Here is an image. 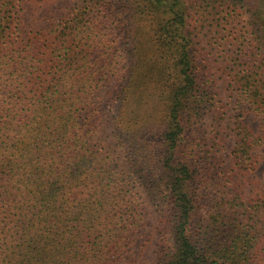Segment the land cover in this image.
<instances>
[{
    "label": "trees",
    "instance_id": "obj_1",
    "mask_svg": "<svg viewBox=\"0 0 264 264\" xmlns=\"http://www.w3.org/2000/svg\"><path fill=\"white\" fill-rule=\"evenodd\" d=\"M132 1L139 29L78 0L27 30L0 0V264H122L155 205L153 264H264L261 139L245 121L264 119V44L242 36L212 65L196 30L231 1Z\"/></svg>",
    "mask_w": 264,
    "mask_h": 264
},
{
    "label": "rangeland",
    "instance_id": "obj_2",
    "mask_svg": "<svg viewBox=\"0 0 264 264\" xmlns=\"http://www.w3.org/2000/svg\"><path fill=\"white\" fill-rule=\"evenodd\" d=\"M78 0H18V16L20 18L22 27L25 29H47L53 26L60 17L66 13L69 8L74 5ZM111 3L115 9L121 13V17L127 19L125 26L134 27L139 29L144 27L145 23L140 20L145 16V13L137 8L132 0H105ZM233 6L228 8L225 12H231L220 20H217V27L202 28L198 27V36L195 39L199 47L205 53L202 55V59L206 58L210 61V64H218V61H224L228 63L230 55L234 47L231 45L237 43V40L242 36L248 38L246 41L250 43L249 46L253 47L258 42L257 37H260L259 44H264V0H229ZM235 3V4H234ZM237 3V4H236ZM156 6V5H155ZM159 8V4L157 3ZM222 11L224 9L221 8ZM228 17V19H227ZM208 21H213L212 16H207ZM218 18V16L216 17ZM200 23V22H199ZM200 29V30H199ZM125 30L126 36L122 39L126 47L135 43L137 39L130 37ZM211 31V32H210ZM124 35V34H123ZM129 38H128V37ZM131 38V39H130ZM245 39V38H244ZM243 39V40H244ZM246 40V39H245ZM217 43L220 46H217ZM145 46V45H143ZM210 48L214 50L211 52ZM147 56L146 54H143ZM227 60V61H226ZM220 62V63H221ZM229 69V68H228ZM219 70L218 74H223ZM224 82L220 83V86L227 87V91H238L237 88L229 86ZM230 101V102H229ZM227 109L229 113H234L236 109L235 99H228ZM116 111V106L112 102L105 103V115L106 119L110 120L112 115ZM245 121L250 125L253 131L261 139L260 146L256 149L255 154L258 160L257 169L251 174V181H256L258 184L264 187V119L261 116L256 115L254 112L247 111ZM228 140V147L231 146L230 138ZM225 148L224 150H227ZM253 179V180H252ZM157 213L156 205L149 210L148 220L145 228L138 234L135 243L132 245L130 252L126 257V261L122 264H153L155 244L157 239L151 236V231L154 223V216Z\"/></svg>",
    "mask_w": 264,
    "mask_h": 264
}]
</instances>
